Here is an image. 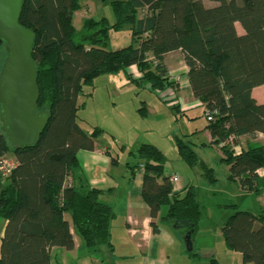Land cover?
I'll return each instance as SVG.
<instances>
[{
    "label": "trees",
    "instance_id": "1",
    "mask_svg": "<svg viewBox=\"0 0 264 264\" xmlns=\"http://www.w3.org/2000/svg\"><path fill=\"white\" fill-rule=\"evenodd\" d=\"M109 2L114 21L87 17L82 30L73 24L80 0H22L20 24L34 33L32 59L39 92L37 109L47 110L49 119L34 145L11 144L0 130V158L11 154L14 167L0 176V218L6 221L0 237V264H51L50 249L74 248L68 220L87 251L113 253L112 206L102 200L104 189L75 183L80 167L77 152L94 149V139L104 133L98 125L83 129L78 121L80 95L92 96L94 80L135 65L140 76L127 72L131 82L159 95L175 81L168 77L167 52L180 50L187 79L195 99L205 108H215L207 129L217 144L221 162L228 166V179L245 191L257 192V170L264 167V142L248 144L236 153L241 136L264 134V103L252 89L264 84V0H101ZM239 22L243 33L238 34ZM128 26L131 43L109 49L111 31ZM5 54L0 41V54ZM1 68V66H0ZM84 87L90 91L85 93ZM164 101V97H161ZM141 115L146 107L139 108ZM230 137L232 139L230 140ZM179 157L190 167L200 158L182 138L175 139ZM143 171L141 193L155 221L172 226L188 219L184 231L192 240L201 217L199 187L188 183L183 194L174 193L163 173L165 156L151 143L139 144L131 152ZM202 164L203 177L213 183V169ZM165 205L166 212L159 215ZM227 218L221 231L226 246L243 256V263L264 264V210L259 214L239 209ZM160 222V223H159ZM193 259L201 254L187 252ZM110 257L111 255H106Z\"/></svg>",
    "mask_w": 264,
    "mask_h": 264
},
{
    "label": "rangeland",
    "instance_id": "2",
    "mask_svg": "<svg viewBox=\"0 0 264 264\" xmlns=\"http://www.w3.org/2000/svg\"><path fill=\"white\" fill-rule=\"evenodd\" d=\"M205 5L211 6L215 2L204 0ZM106 17L109 22L114 21L113 12L109 2L101 0H80V9L74 13L73 24L77 32L82 30L83 20L87 17ZM241 27L240 24H238ZM242 28V27H241ZM131 43L129 27L119 31H111L108 43L109 49H118ZM6 53L0 54V66ZM173 89V88H172ZM85 93L90 91L84 87ZM171 92V87L165 90ZM161 94V97H165ZM79 103L85 102L77 112L78 121L83 129L90 130L98 125L104 130L102 134L105 140L119 154V160L139 161L131 152L141 143H151L157 146L164 154V172L186 175L199 187L198 200L200 202L201 217L193 236L194 248L199 249L201 255H216V263H210L209 258L197 261L195 264H225L231 253H237L229 249L224 241L221 231L229 215L233 212L231 204H237L239 209L257 213L259 210V198L255 193L242 190L237 182L228 179V166L221 162L216 145L209 146L206 142L203 129L208 121L201 107L195 106L193 110L179 113L172 107V101L164 102L156 92L151 91L145 83L138 85L127 76V68L114 74H102L94 80L92 96L80 95ZM148 111L141 115L139 108L144 105ZM198 128L194 134L190 133ZM189 140L197 146L192 147L196 151L200 161L193 167L186 164L178 155L175 139ZM247 138L239 139V144L245 147ZM188 142V141H187ZM14 161L11 154L7 157ZM205 163L213 169L216 181L208 182L203 177L202 164ZM258 187H264V177L257 178ZM163 205L161 212H166ZM3 219L0 218V229ZM184 230V228H179ZM87 250V249H86ZM94 254L95 252H90ZM79 254V253H78ZM83 253L78 255L81 259ZM241 255V253H240ZM87 255L86 260L80 264H92ZM102 258L99 264L107 262ZM125 263V262H124Z\"/></svg>",
    "mask_w": 264,
    "mask_h": 264
},
{
    "label": "crops",
    "instance_id": "3",
    "mask_svg": "<svg viewBox=\"0 0 264 264\" xmlns=\"http://www.w3.org/2000/svg\"><path fill=\"white\" fill-rule=\"evenodd\" d=\"M238 24L240 23H235L236 31L238 34H242L244 31ZM164 62L168 70L169 79L175 81L176 84L175 88H171L172 97L174 98L166 100L172 101V107L179 113L186 114L193 110L195 106H199L203 110V106L200 105L201 102L192 95L187 79L188 68L184 63L180 50L167 52L164 55ZM127 72H131L135 78L140 76L135 65L128 67ZM251 93L258 103H264V84L254 87ZM160 95L161 93L157 96L161 98ZM142 103L144 104L145 102L142 101ZM194 129L190 133L194 134L198 131V128ZM203 132L209 146L216 145L221 159L219 146L211 142V135L207 125ZM242 138H247L245 147L250 143L264 142V134H258L253 139L248 136H241L240 139ZM185 141H188L189 145L192 144V147L197 146L189 140ZM94 145L92 150L81 149L77 152L80 167L74 172V181L75 183H87L90 186L104 189L102 200L110 204L115 213V217L111 222L113 253L109 254L106 251H101L91 254V251H87L80 236L73 230L70 214L65 213L64 217L69 222L74 238V248L67 250L61 246L51 247V264H80V262L86 260L87 255H91L89 260L93 261L92 264H99L102 259L98 258L99 255H104L107 258V262L104 264H195L197 261H205L207 258H209L210 263H216V255H200L199 259H193L187 254L188 251L184 245V230L175 229L159 222V230L154 232L151 222L155 221V219L150 217L148 205L141 193L143 171L139 166V161L135 162L136 159H134V161L121 162L119 154L115 152V149L105 140L103 135L94 139ZM237 146L245 148L240 144ZM172 173L178 174L175 171L170 172V174ZM257 173V178L264 177V167L259 168ZM178 175L179 179L172 183L173 192L183 194L187 184L193 182L186 175ZM248 192L255 193L252 191ZM255 194L259 198V210L257 213H252L257 215L264 210V187H258ZM164 213L160 211L159 215ZM5 223L6 221L3 220L0 237L3 234ZM197 250L200 253V250ZM80 252L83 253L80 255L81 259L78 256ZM236 252L231 253L233 255H229L225 264H253L251 262L243 263L242 254L240 255V252ZM106 255L111 256L108 257Z\"/></svg>",
    "mask_w": 264,
    "mask_h": 264
},
{
    "label": "water",
    "instance_id": "4",
    "mask_svg": "<svg viewBox=\"0 0 264 264\" xmlns=\"http://www.w3.org/2000/svg\"><path fill=\"white\" fill-rule=\"evenodd\" d=\"M21 6L22 0H0V41L6 53L0 68V130L11 144L34 145L46 127L49 112L37 109L39 92L31 56L34 33L19 22ZM189 224L188 219H178L172 227ZM184 245L187 251L193 249L192 230L185 232Z\"/></svg>",
    "mask_w": 264,
    "mask_h": 264
},
{
    "label": "built area",
    "instance_id": "5",
    "mask_svg": "<svg viewBox=\"0 0 264 264\" xmlns=\"http://www.w3.org/2000/svg\"><path fill=\"white\" fill-rule=\"evenodd\" d=\"M161 94L166 95L164 97V99L170 98L169 100H172L174 98V97H172L171 92L167 93L166 91H164V92H161ZM200 105L203 106L201 103H200ZM203 112H204V115H205L207 121L209 122V121L213 120V117H214L213 115L216 113V109L215 108H205L203 110ZM231 139H232V137H230V140ZM233 148H234L236 153H239L241 151V148L238 146H234ZM13 167H14V161L13 160L6 158V157L0 158V176H2L3 178L7 177L10 174ZM164 174L167 175L166 173H164ZM168 176H169V181L171 183H175L179 179V175L177 173L168 174Z\"/></svg>",
    "mask_w": 264,
    "mask_h": 264
}]
</instances>
